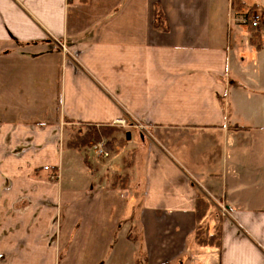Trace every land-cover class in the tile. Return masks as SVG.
<instances>
[{"label":"crops","instance_id":"0c3cea01","mask_svg":"<svg viewBox=\"0 0 264 264\" xmlns=\"http://www.w3.org/2000/svg\"><path fill=\"white\" fill-rule=\"evenodd\" d=\"M224 1L0 0V264H264V37ZM87 126L131 134L123 197L61 182Z\"/></svg>","mask_w":264,"mask_h":264},{"label":"rangeland","instance_id":"374dc122","mask_svg":"<svg viewBox=\"0 0 264 264\" xmlns=\"http://www.w3.org/2000/svg\"><path fill=\"white\" fill-rule=\"evenodd\" d=\"M14 4L17 3V0H11ZM228 0L224 1V6L226 5L228 8ZM241 3V4H239ZM257 5H263L264 6V0H231L229 7L230 9H219V12L223 14L225 23L229 24L234 32L236 33V36L238 37V45L239 48H242L243 45L240 43V41L245 42L246 44L251 37V34L255 31L249 28L247 24L243 22L244 17L247 16L249 19L253 13H257L261 20H260V26L257 30L262 31L263 37H264V9ZM260 36V40H262ZM261 42V41H260ZM248 45V44H247ZM63 52L67 53V49L65 47L62 49ZM127 129V128H124ZM86 131V127H77L72 129L71 139L68 141V143L74 139L75 137L84 134ZM126 132L127 131H121V133H116L110 140H112L111 143V153L108 152L109 156L105 157L103 155H98L97 150H95L96 147H103L105 150V147H107V143L110 142V140H103L101 144H91L88 148L75 152L74 159H70V165L68 167V174L65 173L62 175V183L64 185L70 183V177H77V179L80 178L81 173L83 171V163L88 167H86L89 171V174L92 176V180L95 182H100L103 189H111L116 187H120V189L123 191L120 195H116L115 197H123L125 195V189L128 185V177H130L132 174L130 173V169L132 166H134L136 161V154L133 153L132 149V143L131 141H127L126 139ZM147 135H149L147 133ZM134 142V141H133ZM109 146V147H110ZM65 147V142H64ZM65 149V148H64ZM106 151V150H105ZM107 152V151H106ZM81 161L83 163H81ZM68 162V160H67ZM94 169V171H93ZM41 174V173H40ZM53 174L52 171H50L47 175L50 179L59 180L58 174ZM42 178L46 177V174L42 172L40 175ZM70 176V177H69ZM54 177V178H53ZM39 178V175H38ZM77 184V183H76ZM115 184V186H114ZM141 187H137V194L142 195L143 193V185L138 184ZM128 190V189H127ZM122 199V198H121ZM203 229V227H202ZM203 231H205L203 229Z\"/></svg>","mask_w":264,"mask_h":264},{"label":"trees","instance_id":"16d2710c","mask_svg":"<svg viewBox=\"0 0 264 264\" xmlns=\"http://www.w3.org/2000/svg\"><path fill=\"white\" fill-rule=\"evenodd\" d=\"M73 1H79L81 3L86 2V0ZM154 28L161 32H167L168 30L166 17L162 13V11H159L158 9H156L154 13ZM120 131L121 130L112 127L97 128L94 126H87L84 134L75 137L68 143V148L75 151H81L88 148L91 144H101L105 139L110 140L116 133H119ZM111 143L112 140H110V142L106 144L107 147H105V150L107 151V153H111V150H113V148H111L110 146ZM209 208L210 205L206 197L202 194H198L196 200V216L198 223L202 222L204 218L208 215ZM220 233L221 232L219 229L217 233L209 235L206 233V231H203L202 228H199L196 232L195 238L198 245L200 246L219 247L221 235Z\"/></svg>","mask_w":264,"mask_h":264},{"label":"built area","instance_id":"2783aa9c","mask_svg":"<svg viewBox=\"0 0 264 264\" xmlns=\"http://www.w3.org/2000/svg\"><path fill=\"white\" fill-rule=\"evenodd\" d=\"M260 20H261L260 16L257 13H253L252 16L249 19L247 18V16L244 17L243 22L245 24H247L250 28L254 29V31H256L260 27V24H261ZM63 48H64V46H63ZM121 125L125 126V122H122ZM138 128L141 129V130H145V127L138 126ZM95 150H97L98 155H103L105 157L109 156V154L106 151H104L103 147H101V146L100 147H96ZM220 212H221V214L223 216H226L229 213L228 209L226 207H224V206H220Z\"/></svg>","mask_w":264,"mask_h":264},{"label":"water","instance_id":"95a60500","mask_svg":"<svg viewBox=\"0 0 264 264\" xmlns=\"http://www.w3.org/2000/svg\"><path fill=\"white\" fill-rule=\"evenodd\" d=\"M126 139H127L128 141L131 140V134H130L129 132L126 134Z\"/></svg>","mask_w":264,"mask_h":264}]
</instances>
